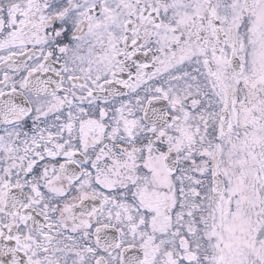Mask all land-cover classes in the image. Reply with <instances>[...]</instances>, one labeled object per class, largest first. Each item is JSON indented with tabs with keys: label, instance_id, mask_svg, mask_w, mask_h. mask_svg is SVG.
Returning a JSON list of instances; mask_svg holds the SVG:
<instances>
[{
	"label": "snow or ice",
	"instance_id": "snow-or-ice-1",
	"mask_svg": "<svg viewBox=\"0 0 264 264\" xmlns=\"http://www.w3.org/2000/svg\"><path fill=\"white\" fill-rule=\"evenodd\" d=\"M0 264H264V0H0Z\"/></svg>",
	"mask_w": 264,
	"mask_h": 264
}]
</instances>
